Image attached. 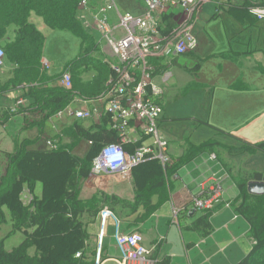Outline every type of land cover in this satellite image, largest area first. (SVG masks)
<instances>
[{"label":"crops","instance_id":"obj_1","mask_svg":"<svg viewBox=\"0 0 264 264\" xmlns=\"http://www.w3.org/2000/svg\"><path fill=\"white\" fill-rule=\"evenodd\" d=\"M88 1L94 7L102 0ZM135 1V4L131 3L124 8L123 13L140 16L144 7L140 1ZM244 1L213 0L204 4L199 10L192 32L197 42L196 49L182 56L148 61L152 70V83L162 92L158 98L163 113L165 110L163 98L168 99L170 92L177 88H181L183 93L193 91L199 101L196 114H192L190 122L196 128L203 129L202 142L194 143L186 137L185 142L175 143L160 136L167 143L171 160L169 166L174 164L176 170L169 176L168 184L147 195V204L135 203L136 194L131 174L124 179L107 175L99 178L89 176L80 186L79 200L87 205L93 204L90 207L104 205L105 196L116 197L133 204L132 209L123 208L121 204L113 205V210L109 209L115 213L123 235L137 233L142 236L143 245L151 249L152 258L157 264H237L250 252L254 244L250 239L248 223L234 212L230 204L237 202L238 190L235 185L237 179L247 180L252 173L264 174V168L261 170L262 166L259 164L260 161L264 164V153L233 157L228 155L224 148H237L241 145L240 140L251 144H260L261 141L264 143V136L263 140H256L250 138L249 132L264 129V20L259 21L252 16L253 22L241 24L220 9L227 3L241 5ZM247 1L254 4L261 0ZM117 9L121 12L118 6ZM168 12L173 16L169 20L170 24H173L170 25L168 22L164 24L173 28L178 22L180 11L178 8H172ZM82 14L79 10L77 19L86 36L80 40L72 35L79 40L80 51L76 60L82 57L83 51L86 54L81 68L69 69L67 66L72 62L65 63L62 70L54 75L55 73L48 72L51 65L44 59L42 53L41 67L42 64L48 65V68L43 66L44 84L23 85L0 94V106L4 111L17 100H24L25 103L8 123L0 124V155L13 153L16 146L23 141L30 143L29 149L35 151H48L47 142H52L61 149L76 145L74 142L76 136L72 128L78 121L64 112L91 109L92 105L84 104L83 99L88 100L86 97H96L103 92L112 75L111 65L117 64L99 33L81 20ZM110 17L115 22L117 15L112 13ZM29 21L45 41L57 33H68L49 29L34 14H31ZM90 34L99 36L95 46L91 45L94 39ZM9 40L10 42L14 40L12 34ZM4 67L10 77L4 82L0 81V87L14 76V65L5 60ZM86 67L90 70H85ZM177 71H182L181 78H178ZM64 73L71 75L73 100L69 107L62 113L59 112L61 114L53 115L42 127H38L35 122L41 120V115L32 107L33 100L27 95L28 90L33 87L36 90L63 88L60 80ZM163 113L158 127L161 122L167 121L166 113L164 116ZM20 123L22 126L18 133L12 134L10 126ZM79 123L86 129L92 127L95 130L99 126L110 130L106 121L103 123L90 121L87 125ZM255 134L260 137L259 133ZM211 143L217 145L209 149L203 147ZM77 147L72 149L73 154ZM258 155H261V158ZM247 160H251L248 169L243 167L241 162ZM255 160H258L257 165L254 163ZM163 169L167 170L168 167ZM216 183L221 187L219 202L211 206L210 210H204L214 213L210 219L212 233L202 237L187 230L186 227L204 211L190 210L193 208L194 200L201 193L207 195L208 200L212 198L214 194L212 186ZM38 190L39 194L40 186H37L36 191ZM231 193H235L234 199L228 198ZM104 208L108 207L104 205ZM175 212L182 213L180 220L177 217L175 219ZM84 222L87 223L88 232L86 256L91 264L97 241L98 215L89 219L86 216ZM103 259V264H117L116 261L120 259V252L114 241L112 221L108 223Z\"/></svg>","mask_w":264,"mask_h":264},{"label":"trees","instance_id":"obj_2","mask_svg":"<svg viewBox=\"0 0 264 264\" xmlns=\"http://www.w3.org/2000/svg\"><path fill=\"white\" fill-rule=\"evenodd\" d=\"M81 1L0 0V47L4 46L5 60L15 66L13 78L0 87V94L23 85L44 84L41 60L45 40L30 23L31 14L40 18L49 29L68 32L82 40L86 33L77 19ZM263 5L264 0L254 4L245 0L241 5L227 3L220 9L237 22L245 24L253 22L250 9ZM172 17L165 14L162 21L170 24ZM11 34L14 36L12 42L9 40ZM85 56L83 51L82 57L67 67L81 68ZM71 91L73 88H30L27 95L33 100L32 107L41 115V120L36 121L35 125L42 127L46 120L69 107L73 100ZM92 98L86 97L88 100ZM155 102L159 104L158 97ZM18 110L12 113L10 109L2 110L0 106V124L8 123ZM79 122L82 121H78L72 130L76 136L75 144L85 141L90 145L84 158L73 154L72 149L76 145L61 149L54 144V150L35 151L29 149L30 143L27 141L17 145L13 153L1 154L4 169L0 176V225L5 222L6 211L14 224L15 233H20L23 241L7 251L4 240H1L0 264H89L86 256L88 232L84 217H97L104 205L111 210L117 204L123 208H133V204L112 196H105L104 205L93 207H90L93 204L87 205L79 200L80 186L89 178L91 163L104 146L119 145L128 154L140 146V143L122 144L120 136L114 131L99 126L95 130L92 127L86 129ZM240 143L237 148L224 147L227 154L236 157L264 153V143L251 144L242 140ZM215 145L211 143L203 147L209 149ZM174 166L164 170L158 161L147 160L133 167L131 177L135 203L147 204V195L166 186L169 176L176 172ZM249 181L264 183V174L252 173L247 180L239 178L235 181L238 198L230 206L248 223L250 239L254 243L250 252L237 264H254L258 259L259 264H264V195L249 194L246 187ZM37 186H40L38 195ZM25 192L30 197L28 205L22 201ZM213 214V211H204L186 229L202 237L209 236L212 233L210 219ZM181 216L180 212L179 220ZM29 250H33L32 256L28 254Z\"/></svg>","mask_w":264,"mask_h":264},{"label":"built area","instance_id":"obj_3","mask_svg":"<svg viewBox=\"0 0 264 264\" xmlns=\"http://www.w3.org/2000/svg\"><path fill=\"white\" fill-rule=\"evenodd\" d=\"M138 1L144 7L140 16L119 12L116 0H102V5L98 3L94 7L88 0H82L79 5V10L83 13L81 20L99 33L117 64L111 65L112 75L103 92L93 99L83 100L84 104L92 105L91 109L74 112L68 110L64 114L68 113L76 121H106L109 129L120 136L122 144L140 143L131 154L119 145L104 146L91 163L92 178L107 175L124 179L130 176L133 167L147 160L158 161L165 169L169 167L171 160L167 143L160 137L158 130L163 109L155 102V98L162 92L152 83V70L148 61L178 57L195 50L197 42L192 32L196 17L201 7L213 0ZM172 8H178L180 15L175 26L169 28L162 18ZM112 11L117 15L115 22L109 15ZM250 14L256 20H264V5L251 8ZM4 64L5 53L0 49V69ZM43 66L48 68L47 64ZM60 83L64 89L70 90L71 75L64 73ZM23 106L24 100H17L9 109L14 113ZM47 146L50 150L56 149L52 142H47ZM212 190V198L208 200L207 195L201 193L194 200L190 212L210 210L211 206L217 204L220 184H214ZM179 214L175 212V219ZM110 221L114 224V241L120 252L117 264H157L152 258L151 249L143 245L142 236L137 233L123 235L115 213L108 208H103L98 213L97 241L92 264L104 262L103 245Z\"/></svg>","mask_w":264,"mask_h":264},{"label":"rangeland","instance_id":"obj_4","mask_svg":"<svg viewBox=\"0 0 264 264\" xmlns=\"http://www.w3.org/2000/svg\"><path fill=\"white\" fill-rule=\"evenodd\" d=\"M131 3L135 4L136 1L135 0L116 1L118 8L121 10V13H123L124 8H126ZM100 5L102 4L100 3ZM112 13L114 12L113 11L109 12V15H111ZM90 35L94 39L91 45L95 46V41L99 39V36L98 34L96 35L90 34ZM0 48L4 49V46ZM79 51H80L79 40L76 37L72 36L70 33H57L56 35H54V37L47 38L43 48V57L51 65V69H49L48 72L52 74L55 73L54 75L58 74L62 70L65 63L74 62L76 60V58L79 55ZM97 55H99V53H97ZM4 69L5 67L0 69V81L2 82H4L7 78L10 77V74H8V72H5ZM85 70H90V69L86 67ZM41 71L42 73H45V71L43 70V64L41 67ZM80 71L82 72V69H80ZM177 72L179 74L178 78H181L182 71H177ZM197 102L199 101L197 100L196 93H193V91H190L188 93L186 92L183 93L181 88H177L174 91L170 92L168 99L164 97L163 107L165 108V110L163 116L166 113L165 118L167 121L161 122L160 126L158 127L159 134H161L160 136H163L164 138L170 141H174L175 143L185 142L186 137H189L188 140L194 143L202 142L204 135L202 132L203 129L196 128L190 122V118L193 117L192 114H196L198 108ZM88 122H90V120L82 121V123H84L85 125H87ZM21 126H22L21 123L20 125L19 124L11 125L10 126L11 133L12 134L18 133ZM249 132H250V138H255L256 140H263L264 129H262L261 131H249ZM255 133H259L260 137ZM27 137H29V135H27ZM76 147L77 148L74 150V154L79 157L84 156L87 152V149L89 148L88 144L85 142L76 143ZM258 156L259 158H261V155ZM250 161L251 160L241 161L243 167H245L246 169L250 168L248 166V163ZM254 163L257 165L258 160H255ZM259 164H261L262 166L261 170H263L264 164H262L261 161L259 162ZM3 169H4L3 157L0 155V176L3 174ZM234 191L237 192L236 189ZM38 192L39 190L36 191V194H38ZM228 198L234 199L235 193H231V195ZM22 201L24 205H28L30 201V197L26 192L22 196ZM4 218H5L4 224L0 225V241L4 240L5 249L7 251H10L21 244V242L23 241V236L18 232L15 233L14 224L11 220L10 215L6 211H4ZM33 253H34L33 250L28 251V254L30 256H32ZM259 260L260 259H258L257 262L255 261L254 264H259Z\"/></svg>","mask_w":264,"mask_h":264},{"label":"water","instance_id":"obj_5","mask_svg":"<svg viewBox=\"0 0 264 264\" xmlns=\"http://www.w3.org/2000/svg\"><path fill=\"white\" fill-rule=\"evenodd\" d=\"M247 190L249 194L256 196L264 195V183L261 182H250L247 185Z\"/></svg>","mask_w":264,"mask_h":264},{"label":"clouds","instance_id":"obj_6","mask_svg":"<svg viewBox=\"0 0 264 264\" xmlns=\"http://www.w3.org/2000/svg\"><path fill=\"white\" fill-rule=\"evenodd\" d=\"M109 154H111V152H109Z\"/></svg>","mask_w":264,"mask_h":264}]
</instances>
